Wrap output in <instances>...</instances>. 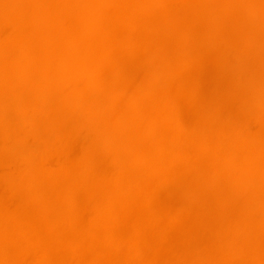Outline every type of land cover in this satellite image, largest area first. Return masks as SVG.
Masks as SVG:
<instances>
[{
	"label": "bare ground",
	"instance_id": "1",
	"mask_svg": "<svg viewBox=\"0 0 264 264\" xmlns=\"http://www.w3.org/2000/svg\"><path fill=\"white\" fill-rule=\"evenodd\" d=\"M0 264H264V0H0Z\"/></svg>",
	"mask_w": 264,
	"mask_h": 264
}]
</instances>
